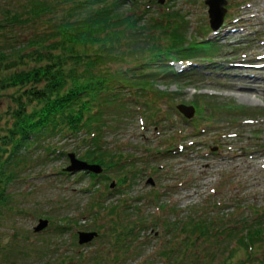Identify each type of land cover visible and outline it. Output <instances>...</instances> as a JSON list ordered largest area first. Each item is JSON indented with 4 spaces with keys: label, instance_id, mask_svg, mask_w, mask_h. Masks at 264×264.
I'll return each instance as SVG.
<instances>
[{
    "label": "rangeland",
    "instance_id": "1",
    "mask_svg": "<svg viewBox=\"0 0 264 264\" xmlns=\"http://www.w3.org/2000/svg\"><path fill=\"white\" fill-rule=\"evenodd\" d=\"M206 1L166 0L150 11L178 13L170 21L185 46L209 41L197 47L216 49L210 62L174 63L182 81L156 84L165 94L154 111L160 121L141 114L143 98H127L128 111L104 114L106 160L116 155L113 166H133L138 176L122 186L121 169L104 171L97 183L77 171L65 175L71 157L87 163L80 158L85 145L61 135L39 145L22 180L9 186L12 207L0 211V264H264V0H227L230 29L224 23L217 33H208ZM23 2L0 0V21ZM39 25L18 33L34 38L46 28ZM36 59H25L23 68ZM196 101L205 112L192 107L187 120L179 110ZM48 144L56 154L45 152ZM39 219L49 221L45 232L34 231ZM118 221L120 241L111 232ZM198 221L206 223L191 227ZM205 227L219 239L197 241ZM231 231L253 243L229 240ZM79 233L97 236L80 245Z\"/></svg>",
    "mask_w": 264,
    "mask_h": 264
},
{
    "label": "trees",
    "instance_id": "2",
    "mask_svg": "<svg viewBox=\"0 0 264 264\" xmlns=\"http://www.w3.org/2000/svg\"><path fill=\"white\" fill-rule=\"evenodd\" d=\"M158 4L159 0H25L18 10L6 11L0 21V102L4 103L0 110V211L12 207L9 186L22 180L21 170L29 167L32 153L57 135L75 137L85 145L81 160L98 163L106 171L121 169L126 176L122 186L138 176L140 171L133 172V166H113L116 155L106 160L110 155L100 145V136L108 129L102 121L104 114L116 107L128 111L127 98H143L139 106L146 112L141 110V114L156 119L155 108L165 96L156 84L185 78L171 62L195 61L216 52L214 47H197L199 42L185 46L180 28L170 21L180 17L178 13L161 9L150 14ZM37 23L46 28L36 37L23 39L18 33ZM39 45L45 46L44 53ZM27 46L33 47L31 53L19 55L29 50ZM27 58L36 59V64L23 68ZM192 105L205 111L197 101ZM54 151L49 144L45 147L47 153ZM90 177L92 182L99 181L93 174ZM199 222L206 223L198 221L191 227L199 228ZM113 224L111 232L120 241L118 228L123 224ZM207 227L196 232L200 234L197 241L219 239ZM134 232L131 229L128 234ZM181 233H187L186 227ZM226 237L239 238L245 248L249 245L246 239L253 243L237 232Z\"/></svg>",
    "mask_w": 264,
    "mask_h": 264
},
{
    "label": "water",
    "instance_id": "3",
    "mask_svg": "<svg viewBox=\"0 0 264 264\" xmlns=\"http://www.w3.org/2000/svg\"><path fill=\"white\" fill-rule=\"evenodd\" d=\"M164 0H161L160 3L164 4ZM206 5L209 6V16L211 20V28L214 31H217L223 23L224 17L227 13L226 7L228 6V2L226 0H207ZM181 108V107H180ZM180 112L186 116L187 118H192L194 116V112L192 108H181ZM72 167L68 169V171H82L88 170L95 174L102 173V168L96 165H87L86 163L78 162L74 160V157H71ZM75 162V163H74ZM153 184L152 182H150ZM114 188V185L111 186ZM49 225V221L40 220L39 225L34 229L36 233H40L45 230ZM97 234H79V244L84 245L90 243Z\"/></svg>",
    "mask_w": 264,
    "mask_h": 264
}]
</instances>
